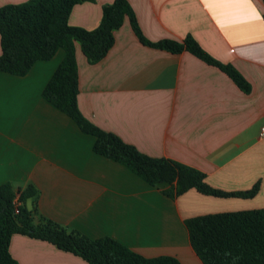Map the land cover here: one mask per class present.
<instances>
[{"label": "crops", "instance_id": "0c3cea01", "mask_svg": "<svg viewBox=\"0 0 264 264\" xmlns=\"http://www.w3.org/2000/svg\"><path fill=\"white\" fill-rule=\"evenodd\" d=\"M28 0H0V7ZM76 5L69 25L95 29L104 5ZM151 42L192 37L213 59L248 83L243 93L223 71L191 53L142 45L129 21L113 45L89 64L75 44L77 107L101 130L152 158L193 168L205 183L250 199L217 198L190 189L177 197L150 187L125 166L95 154L94 138L42 98L63 59L33 64L25 76L0 73V186H32L25 202L33 224L50 221L95 240L109 237L144 258L173 257L202 264L184 222L191 218L264 209V4L262 0H129ZM1 54V48H0ZM9 253L18 264H87L73 254L23 235Z\"/></svg>", "mask_w": 264, "mask_h": 264}, {"label": "trees", "instance_id": "16d2710c", "mask_svg": "<svg viewBox=\"0 0 264 264\" xmlns=\"http://www.w3.org/2000/svg\"><path fill=\"white\" fill-rule=\"evenodd\" d=\"M89 1L92 0H28L0 7V73L25 76L33 64L48 61L62 51L63 59L43 89L42 98L71 119L82 133L94 138L95 154L125 166L150 187L167 186L163 194L172 198L190 189L217 198H253L259 191V182L247 191L213 189L205 183L203 173L165 158L146 156L81 115L77 107L75 44L89 64H96L107 55L114 42L113 33L125 19L142 45L171 54L187 51L223 71L243 93L250 91L234 68L213 59L190 36L182 41L147 40L129 0L104 5L100 22L93 30L70 26L72 9ZM262 19L264 22V14ZM36 193L32 186L22 191L9 183L0 186V264H18L9 253L13 235L47 242L87 264H180L173 257L144 258L109 237L91 240L50 221L35 225L24 204ZM184 224L190 246L202 264H264V209L206 215Z\"/></svg>", "mask_w": 264, "mask_h": 264}, {"label": "built area", "instance_id": "2783aa9c", "mask_svg": "<svg viewBox=\"0 0 264 264\" xmlns=\"http://www.w3.org/2000/svg\"><path fill=\"white\" fill-rule=\"evenodd\" d=\"M259 135H260V138H264V126L261 127ZM15 213H18L17 209L15 210Z\"/></svg>", "mask_w": 264, "mask_h": 264}]
</instances>
